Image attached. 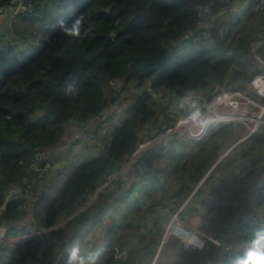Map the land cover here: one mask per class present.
Wrapping results in <instances>:
<instances>
[{
    "label": "trees",
    "instance_id": "1",
    "mask_svg": "<svg viewBox=\"0 0 264 264\" xmlns=\"http://www.w3.org/2000/svg\"><path fill=\"white\" fill-rule=\"evenodd\" d=\"M9 1L0 0V4ZM34 2L32 11L19 10L0 26V204L11 184L24 188L26 180L37 178L31 166L33 158L64 144L68 123L83 125L103 115L102 110L118 99L109 85L111 78H124L149 90L127 104L120 122H112L109 134L97 144L98 152L71 157L67 166H74L73 172L56 195L50 198L51 192H42L33 204L24 189L0 210V224L27 221L32 209L38 222L50 227L23 241L1 243L0 252L6 258L0 264H54L71 236L72 250L79 249L78 259L71 261V251L59 264H80L81 259L83 264H134L133 258H145L158 248L170 213L159 214L146 230L133 221L119 226L114 223L109 230L111 243L95 261L88 260V249L100 222L128 200L134 187L125 190V177L132 173L139 177L141 169L135 166L86 207L81 206L138 146L144 127L152 132L158 128L157 133L174 125L176 118L166 110L168 105L152 106L151 90L176 88L178 96L199 93L210 97L213 81L248 87V79L261 70L252 46L264 27V11H253L249 5L217 20L225 28L224 41L229 46L224 52L214 43L193 40L213 15L221 12L225 0ZM199 6H208L209 14L200 16ZM76 21L80 22V34L68 35L64 29L72 28ZM169 57L173 62L165 63ZM104 115L103 121L113 119L107 110ZM212 128L214 131L195 142L191 150L186 139L174 138L166 153H156L158 162L164 163L163 171L174 181L170 180V188L154 198L151 206H164L174 196L176 208L211 167L219 150L228 145L227 136L232 140L243 125L226 123ZM263 143L264 135L248 144L245 151L250 153L249 149ZM174 152L185 160L172 162ZM258 154L252 162L261 159ZM116 247L120 252L128 248L127 256L116 255Z\"/></svg>",
    "mask_w": 264,
    "mask_h": 264
},
{
    "label": "crops",
    "instance_id": "2",
    "mask_svg": "<svg viewBox=\"0 0 264 264\" xmlns=\"http://www.w3.org/2000/svg\"><path fill=\"white\" fill-rule=\"evenodd\" d=\"M4 9L2 10L3 12L0 10V26L10 22L14 14L19 11L18 5L15 2H11V0L9 3H4ZM209 44L207 43V45ZM133 100L116 99L110 107L106 108L107 116L122 114L127 104ZM104 114L96 117L95 120V130L98 135L104 134L108 125H111L116 120L103 121V117H106ZM213 131L214 129L211 128L206 136ZM243 134L244 130L240 134H236L232 140L230 135L227 136L228 145L223 146L219 150L220 153L215 156L211 167L176 208H173L174 196L166 200L163 206L164 211L170 213L165 225L169 222L173 213L182 208L186 221L199 225L203 231L217 235L224 241H230L235 251L234 258L227 259L224 248L220 245H214L212 242H209L203 249L184 250L175 241H170L163 246L159 253L156 254V257H153L154 251L145 258H136L134 264H236L239 259V253L242 251L248 252L253 241L257 240L260 235H264V143L260 148L249 149L250 153L245 151L248 144L250 145L255 139H259L264 135V127L259 128L250 137L244 138ZM65 139L67 144L55 149L54 154H52L53 158L61 159L60 166L55 168L58 172L67 166L71 157L77 151L82 148L86 149L78 137L76 124L73 122L67 125ZM199 140L186 139L188 143L186 145L187 149L191 150L195 142ZM164 149L165 145L161 150L166 153L167 151ZM65 151L71 152V156L62 160L61 156H63ZM156 153H153L148 159V166L155 169L153 173L143 170L144 172L139 177L133 173L125 177V190L132 186L135 188L137 185V187L129 192L126 202L119 204L120 210L114 212V214H107L97 226L92 237L93 246L89 247V249L87 248L90 262L99 259L100 255L108 247L107 245L111 243L109 230L114 223L119 226L122 222L128 223L132 221L135 216L137 217L140 214L139 207L141 203L146 201L151 204L154 198L157 199L162 196L172 185L174 179H170L168 172L163 171L162 165L164 163L160 164L158 162L159 156ZM258 153L262 156L261 159L252 162L253 159L258 157ZM56 154H59V156ZM173 155L172 162L185 160V158H180L181 153L174 152ZM166 156L167 154L162 158ZM53 170H48L45 173L44 183L51 184L52 180L55 179V176L48 177L49 173L52 175L51 172ZM40 186L39 195L42 192H46L48 188L46 184H41ZM257 192H260L259 199L254 197ZM129 201L131 202L130 204ZM194 202H202L203 213L198 207L194 206ZM244 211L259 215V225L250 226L243 223L240 219V214ZM135 212L136 214H134ZM125 213L129 214L128 218L124 216ZM158 216L156 214L150 216L145 227L151 228ZM23 240L24 238H19L17 242Z\"/></svg>",
    "mask_w": 264,
    "mask_h": 264
},
{
    "label": "built area",
    "instance_id": "3",
    "mask_svg": "<svg viewBox=\"0 0 264 264\" xmlns=\"http://www.w3.org/2000/svg\"><path fill=\"white\" fill-rule=\"evenodd\" d=\"M18 5L19 10L32 11L35 8L34 0H11ZM6 5V4H5ZM251 6L253 11H264V0H225L223 8L220 13L213 15V19L205 24V27L200 30L198 35L195 36L194 42H203L213 44V39L210 35L209 26L218 24L217 20L224 14H235ZM4 6V5H3ZM199 15L209 14L210 9L208 6L198 7ZM219 25L221 34L224 33V26ZM264 48V27L260 30V36L254 41L252 52L259 63L261 70L254 73L248 79V87L253 90L255 95L252 96L239 87H230L220 81L212 82V94L210 97L199 93H189L178 96L176 88H167L160 91L151 90L152 106L161 107L162 104L168 105L166 109L172 116H174V125L165 130L157 133L151 131V128L146 126L141 131L142 140L138 146L125 156L124 163L118 168L109 180L102 186L107 187L109 184H114L123 175L130 172L135 166H138L142 172L143 169L139 163V157L150 147L156 145L160 141H168L165 145V151L170 148V142L174 138L199 140L207 135L212 126L216 124H238L244 123L247 129L244 131L243 137L247 138L252 136L262 124H264V101L258 97H264V56L261 55V50ZM109 85L116 94L118 99L122 100H135L137 96L149 90L147 87L128 83L124 78H111ZM133 100V101H134ZM202 113L200 122L195 123L189 121L188 123L178 124L180 120L188 118L196 109ZM106 112V108L102 110V114ZM95 120L92 118L83 125H76V130L80 141L83 146L89 149L98 148L97 144L101 141V134H97L95 130ZM152 132V133H151ZM58 149V148H57ZM54 150L37 153L33 158L31 166L37 172V178L33 180H26V186L13 183L5 192L4 201L0 204V210L3 209L7 202L10 201L15 195L20 194L24 189L26 196L35 204L40 195V182L44 180L45 173L48 170L55 169L60 166V160L53 158ZM58 153V152H57ZM59 156V154H56ZM39 179L37 182L36 180ZM43 182V181H42ZM101 187V188H102ZM102 188V189H103ZM264 196V195H263ZM93 197V196H92ZM91 197V198H92ZM256 199H259L260 193L254 194ZM91 202L88 200L81 208L86 207ZM164 212L163 206L156 204L151 206L148 202L141 203L139 213L132 221L142 225L143 229L148 223L147 220L152 215H159ZM240 219L243 223L256 226L260 223V217L255 213L242 212ZM65 220H61L63 223ZM50 227H47L40 222L33 214H31L27 221L20 223L5 225L0 224V244L3 242L11 241L17 242L19 238H28L31 235L40 234L45 232ZM170 241H175L182 249L190 250L193 248L203 249L209 242L214 245H220L224 248L226 258H234L235 251L230 241H224L219 236L203 231L199 225H195L186 221L183 216L182 208L176 210L171 216L169 222L164 226L161 240L158 248L155 250L156 254ZM128 250L124 249L122 252L116 247V255H122L124 258L127 256ZM247 252L242 251L239 253V259L243 258ZM155 254V257H156ZM6 255L0 252V260L5 259Z\"/></svg>",
    "mask_w": 264,
    "mask_h": 264
},
{
    "label": "water",
    "instance_id": "4",
    "mask_svg": "<svg viewBox=\"0 0 264 264\" xmlns=\"http://www.w3.org/2000/svg\"><path fill=\"white\" fill-rule=\"evenodd\" d=\"M208 15V14H206ZM209 31H210V35L213 39V42L214 44L222 51L224 52H227L228 49H229V46L228 44L225 43L224 41V36L223 34H221L220 30H219V25L218 24H213V25H210L209 26ZM250 94L252 96L255 95L254 91L253 90H250ZM168 144V141H160L159 143H157L156 145L150 147L149 149H147L140 157H139V163L142 167V169L145 171V172H151L153 173L155 171L154 168L148 166V159L150 158V156L155 153V152H158L160 151L164 145ZM101 190L97 191L93 197L91 198L94 199V197H96V195H98L100 193ZM194 206L198 207L201 212L203 213L204 212V209H203V206H202V202H194ZM71 240H72V236L68 238L67 240V247L65 249H63L60 254L58 255L57 259L55 260L54 264H59L61 258L70 253L72 251V243H71ZM156 254V251L154 252L153 254V257L155 256Z\"/></svg>",
    "mask_w": 264,
    "mask_h": 264
},
{
    "label": "clouds",
    "instance_id": "5",
    "mask_svg": "<svg viewBox=\"0 0 264 264\" xmlns=\"http://www.w3.org/2000/svg\"><path fill=\"white\" fill-rule=\"evenodd\" d=\"M79 21L73 25L72 28H65L64 31L68 35L78 36L79 33ZM202 113L197 108L188 118L180 120L178 124L188 123L189 121L199 123ZM79 249H73L71 252V261L75 262L78 259ZM80 264H83V260H80ZM236 264H264V235H260L257 240L253 241L252 246L243 258L236 261Z\"/></svg>",
    "mask_w": 264,
    "mask_h": 264
},
{
    "label": "rangeland",
    "instance_id": "6",
    "mask_svg": "<svg viewBox=\"0 0 264 264\" xmlns=\"http://www.w3.org/2000/svg\"><path fill=\"white\" fill-rule=\"evenodd\" d=\"M4 4H0V10L2 11V10H5L4 9V6H3ZM3 12V11H2ZM169 63V62H173V58H171V57H169V58H166V60H165V63ZM238 89H241L242 91H245L246 93H249L250 92V89H249V87H247V88H241V87H239ZM261 101H264L263 100V97H258ZM116 116V117H115ZM115 116H113V119H116V120H118L117 122H120V120L123 118V116H124V112H122V114L120 113V114H118V115H115ZM227 124H232V123H227ZM238 124H240V125H243V130L245 131L246 129H247V126L244 124V123H241V122H239ZM111 125L109 124L108 125V128H107V130L105 131V133L104 134H102L103 136H107L108 134H109V132H110V130H111ZM67 144V142H65L64 144H62L61 145V147L62 146H65ZM98 150L99 149H95V148H93V149H91V150H86V149H84V148H82L81 150H79V151H77V153H81V154H85L86 152H91V153H93V152H98ZM71 152L70 153H68V151H65V153L63 154V156H61V158H62V160L64 159V158H69L71 155ZM78 158V157H77ZM59 160H61V159H59ZM77 160H79V158L77 159ZM73 167L74 166H72V165H69V166H66V168H63L61 171H57V169H54L51 173H52V175L49 173V175H48V177H54L55 176V178H56V176L57 175H59V179H58V181H57V183H56V186H53V184H49V183H47V182H45L44 183V181L42 182H40V184L39 185H43V184H46L47 186H48V188H47V192H51L50 193V198H52L54 195H56L58 192H59V190H60V188L65 184V182L67 181V179L70 177V175L72 174V172H73ZM57 178H58V176H57ZM41 187V186H40ZM103 188V187H102ZM102 188H100L99 190H101ZM106 187H104L103 189H102V191L105 189ZM98 190V191H99ZM40 191V190H39ZM46 192V193H47ZM101 192V191H100ZM49 198V199H50ZM49 201L47 200L46 201V203H48ZM126 250H128V248H125ZM135 255V254H134ZM139 256H136V258H138ZM136 258H133V260H134V262H135V259Z\"/></svg>",
    "mask_w": 264,
    "mask_h": 264
}]
</instances>
